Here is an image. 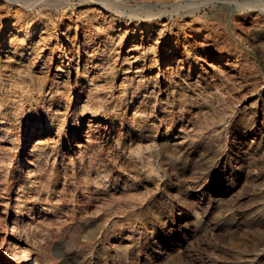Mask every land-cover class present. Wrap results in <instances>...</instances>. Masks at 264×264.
Returning <instances> with one entry per match:
<instances>
[{
    "label": "bare ground",
    "instance_id": "bare-ground-1",
    "mask_svg": "<svg viewBox=\"0 0 264 264\" xmlns=\"http://www.w3.org/2000/svg\"><path fill=\"white\" fill-rule=\"evenodd\" d=\"M232 1L0 0V186L15 201L0 195V264H46L29 226L40 218L59 233L63 264H125L151 250L149 228L174 219L163 199L175 189L223 162L264 174V0H245V14ZM253 134L240 155L233 140ZM261 202L262 222L241 227L264 235V192Z\"/></svg>",
    "mask_w": 264,
    "mask_h": 264
},
{
    "label": "rangeland",
    "instance_id": "rangeland-1",
    "mask_svg": "<svg viewBox=\"0 0 264 264\" xmlns=\"http://www.w3.org/2000/svg\"><path fill=\"white\" fill-rule=\"evenodd\" d=\"M244 1L245 0L232 1L231 5L237 10V13L239 14H245L243 12L244 9L242 11V7H245ZM240 4L243 6L241 7ZM245 5L247 6L248 4ZM206 10L208 12L212 11L211 7L207 8ZM206 10H203V12ZM250 12H246V14L248 13L247 15H249ZM256 49L258 53H260L259 55L262 56L260 57L259 61L255 62V65L259 69L260 83H264V58H262L264 57V51H260L262 49L259 48ZM232 91L233 92L230 91L231 97L237 99L236 101H242L245 97L242 96L245 91H240L238 89ZM261 119L262 115L259 117V120ZM240 136L233 140V142L237 143V146L239 145L238 151H240V155L243 153L251 155V151L246 149L247 144L245 143L254 142L256 136L254 134L246 137L245 135H242V137ZM241 142H243V144H239ZM20 160L21 156L18 154L15 160V168L17 165H19ZM131 162L126 163L127 167L129 166L130 168L137 165L135 161H133L134 163ZM224 166H226L225 172L223 171L219 174L209 176L206 179L207 181H203V184L201 183L202 185L199 187L188 189L190 192L188 190L183 192L175 189V192L173 191L172 197L163 199L164 204L166 206H170L169 209L171 217L174 216V219L169 221L168 218L164 217V220L160 222L162 225L159 224L161 229L156 230L154 228H149L147 240L148 244L152 246L151 250L148 253L143 252L140 256H131L125 264H164L171 262L173 264H247V262L248 264H254V262L257 260V257L251 262L247 256L248 254L250 255L255 251V247L253 245L254 243H257L258 240H264V235L255 232L258 231L255 228H242L241 226L249 221H254L259 224L263 220V217H261L258 213L259 209L262 208L261 196L262 192H264V174L257 175V173H260V169L255 171V173L253 170L249 174L246 172L245 174L243 171H241L243 168L242 163L238 164V167L236 165V168L232 170L230 169L228 163L225 164V162H223L221 167L223 168ZM261 169L264 170V166H261ZM21 179L22 178L18 179L17 177L14 186H17V184L19 185ZM14 186H12V191H15ZM0 190V195L3 194L1 195L2 199L5 198V201H7L9 205L13 206L15 202L13 198L8 199V194L6 195L5 193H2L1 186ZM178 192L181 195H179ZM178 205H180V207ZM96 209L97 208L92 206L88 207L89 212ZM82 214L83 213L79 214V212H77V216L74 217L75 220L72 219L71 222L74 223L76 221L78 224L75 222V225H79L80 227L84 228L87 223L85 221V217H82L83 220L80 218L84 215ZM42 219L43 218H40L35 222H29V226L33 229V234L37 236L40 234L39 238L41 241L45 243L47 242L46 244L41 242L40 246L42 253L47 252L46 264H50L51 262V264H63L64 254L60 253L58 246L59 233L55 234L57 233V231L54 232L55 230H49L48 232V230L45 228L46 226L43 224ZM39 224H41V226H39ZM235 226L238 227L236 228ZM111 227L112 226L108 228L109 232L112 230H114L115 233L120 231L121 235H125L130 232V230L126 227H122V229H119L118 226L113 228ZM231 227L233 229H231ZM50 233L51 235H48ZM138 234V232H134V235L138 239H141V235ZM259 234H261V236ZM43 236L47 237L44 238ZM97 237L100 238L101 234H97ZM49 240L50 242H48ZM43 244L44 246H42ZM263 245L264 243H262L259 248H264ZM95 246H97V252H106V250L103 249L102 244ZM45 250L47 251L44 252ZM173 257H179L180 259L178 258L176 260H172ZM86 258L90 264H97V259H95L92 255H87ZM112 259L115 260V258L110 256L108 258L107 264H116L115 262L116 260L118 261V259L115 261ZM70 261L72 263L76 262L71 256Z\"/></svg>",
    "mask_w": 264,
    "mask_h": 264
}]
</instances>
